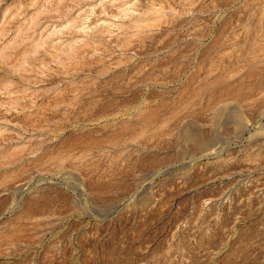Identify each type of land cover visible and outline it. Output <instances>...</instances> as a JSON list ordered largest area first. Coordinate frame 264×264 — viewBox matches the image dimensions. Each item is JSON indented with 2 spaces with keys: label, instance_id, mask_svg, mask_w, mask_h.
I'll return each mask as SVG.
<instances>
[{
  "label": "rangeland",
  "instance_id": "1",
  "mask_svg": "<svg viewBox=\"0 0 264 264\" xmlns=\"http://www.w3.org/2000/svg\"><path fill=\"white\" fill-rule=\"evenodd\" d=\"M0 264H264V0H0Z\"/></svg>",
  "mask_w": 264,
  "mask_h": 264
}]
</instances>
